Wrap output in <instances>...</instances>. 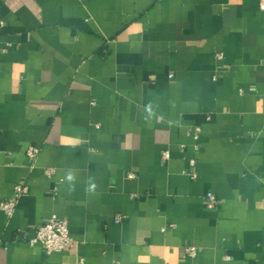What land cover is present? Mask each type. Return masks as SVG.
<instances>
[{
	"label": "crops",
	"instance_id": "crops-1",
	"mask_svg": "<svg viewBox=\"0 0 264 264\" xmlns=\"http://www.w3.org/2000/svg\"><path fill=\"white\" fill-rule=\"evenodd\" d=\"M17 184L0 264H264L260 0H0V202ZM51 215L73 245L47 254Z\"/></svg>",
	"mask_w": 264,
	"mask_h": 264
},
{
	"label": "built area",
	"instance_id": "built-area-1",
	"mask_svg": "<svg viewBox=\"0 0 264 264\" xmlns=\"http://www.w3.org/2000/svg\"><path fill=\"white\" fill-rule=\"evenodd\" d=\"M260 7L264 9V0H260ZM37 150L35 148H28L27 155L33 158L36 155ZM163 156L167 157V152H163ZM193 163V160L192 162ZM49 174L50 172L47 171ZM27 192V186L23 184H17L14 188V197L11 199L2 200L0 202V210L7 216L13 214L17 198ZM207 207L213 209L217 205L216 197L208 192L206 194ZM121 216L117 215L115 221L119 222ZM32 243H39L47 254L52 252H59L67 250L72 247L73 241L70 236L68 221L66 218L57 217L51 215L43 224L38 226L34 238L31 240ZM185 253L188 256L195 257L197 249L194 246H188L185 248ZM117 264V263H113Z\"/></svg>",
	"mask_w": 264,
	"mask_h": 264
},
{
	"label": "clouds",
	"instance_id": "clouds-1",
	"mask_svg": "<svg viewBox=\"0 0 264 264\" xmlns=\"http://www.w3.org/2000/svg\"><path fill=\"white\" fill-rule=\"evenodd\" d=\"M69 179H71V176H69ZM95 189V185H91L90 188H89V191H93Z\"/></svg>",
	"mask_w": 264,
	"mask_h": 264
}]
</instances>
